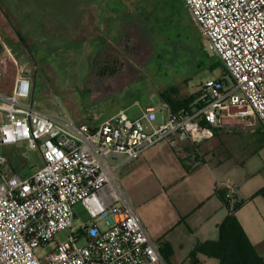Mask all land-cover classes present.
Instances as JSON below:
<instances>
[{
  "label": "built area",
  "instance_id": "2783aa9c",
  "mask_svg": "<svg viewBox=\"0 0 264 264\" xmlns=\"http://www.w3.org/2000/svg\"><path fill=\"white\" fill-rule=\"evenodd\" d=\"M182 1L230 80L206 81L199 106L159 123L154 108L137 118L121 111L92 128L35 108L23 71L9 93L0 92V264H169L140 221L121 168L162 142L196 147L255 120L264 132V0ZM19 144L42 159L28 175L10 169L4 153ZM224 188L233 209L236 187ZM79 204L89 221L74 226ZM66 229L71 236L58 241Z\"/></svg>",
  "mask_w": 264,
  "mask_h": 264
},
{
  "label": "rangeland",
  "instance_id": "374dc122",
  "mask_svg": "<svg viewBox=\"0 0 264 264\" xmlns=\"http://www.w3.org/2000/svg\"><path fill=\"white\" fill-rule=\"evenodd\" d=\"M112 9L125 10L128 23L96 55H89L93 39L84 31L90 20L88 15L92 14L93 31L100 36L108 31L101 15L106 17ZM1 19L26 44L23 41L12 44L4 38L8 45L18 47L15 50L2 48L0 42V92L7 93L23 71L32 79L31 99L35 108L71 123L99 124L129 104L139 101L147 105L152 93L156 95L153 103L159 105L157 95L169 87L184 85L196 90L208 80L219 81L227 76L219 59L209 53L182 0H0ZM1 25L0 36H3ZM141 48H147L148 57L154 58L147 66L139 65L141 79L116 91L112 90L115 81L110 80L111 94L101 95L100 81L109 78L101 72L118 68L127 72L128 57ZM236 134L239 133H229L231 143L226 142L227 147L219 149L220 159L226 166L230 165V169L225 167L220 171L219 177L223 184L230 182L243 190H257L253 201L264 206V138L250 129L245 135ZM4 153L9 168L23 175L42 164L40 154L24 144L7 148ZM187 193L185 190L179 194L186 208L192 205ZM166 195V191L148 186L136 196V201L131 198L135 210L155 230L156 234H151L153 240L157 245L161 239L168 240L174 254L172 264H218L215 258L200 251L203 238L198 232H190L183 225L176 227L181 219L187 224V218H177L178 202ZM75 212L78 222L74 226L89 221L82 205H77ZM260 224V249L264 250V216ZM70 236L71 231L66 229L56 239L64 242ZM83 244L85 241L79 243ZM53 248L54 245L47 246L39 253L47 254Z\"/></svg>",
  "mask_w": 264,
  "mask_h": 264
},
{
  "label": "crops",
  "instance_id": "0c3cea01",
  "mask_svg": "<svg viewBox=\"0 0 264 264\" xmlns=\"http://www.w3.org/2000/svg\"><path fill=\"white\" fill-rule=\"evenodd\" d=\"M109 12L110 14L106 13V17L105 14L101 15V20L103 23L108 24V31H103L100 36L96 34L97 31H93L92 14L88 15L90 20L86 22L87 26H84V31L86 33L88 31V33L92 35L91 37L93 39L91 41L92 53H89V55H96L97 51L104 45L108 44V40L115 37L119 30L125 28L128 23V21L125 20L127 14L125 10L112 9ZM77 16L80 17L81 15ZM0 23L2 24L1 26H3L2 31L4 36H0V42L3 43L1 44L2 48L5 46V48H14L16 50L18 47L15 48L14 45H8L7 42L16 44L21 43L22 40L18 35L16 36L14 34L12 28L9 27V25L5 26V20L1 19ZM82 24L85 25L84 21H82ZM4 38L7 42H4ZM148 56L147 48L137 49L135 50V53L130 55L127 59V72L126 70L125 72L124 70L123 72H120L119 68L103 70L101 72L102 75H107L109 78L106 82L101 79L100 85H102V87L99 91L100 94L104 96L105 94L108 96L111 94V86L108 84L110 80L115 81V88L112 89H115V91L119 89L122 90V88H124L126 85L140 80L142 72L139 68V65L147 66L154 59L153 57L149 58ZM224 76L221 80H224ZM105 83H107L106 91L104 86ZM204 83L197 87L196 90H191L184 85L169 87L157 95L160 100L159 105L153 103L156 95L155 93H152L147 105H142L139 101H137L127 105L126 108L121 111L126 112L131 118H137L146 109L154 108L157 111L158 120L161 122L162 120L167 119L170 112H178L183 109H192L193 107L199 106L197 104L195 105V102L199 97L201 87ZM228 83H230V81L227 78V84ZM11 90L12 88L7 93H9ZM165 96L168 97L171 102H189H187L185 106L177 108V110L174 111L171 107V104L166 100ZM165 103L169 105V109H165L163 107ZM102 123L93 125L89 123L81 124H87L92 128H96ZM238 128L239 129L235 131L239 134L236 135H245L244 132L250 129L255 131L256 135H260L264 138V132L262 131L261 124L258 120L254 121V125L252 127L240 125ZM229 133L232 132L225 131L196 147L190 142H183L178 146L177 149H175L168 142H162L145 153L140 159L122 167L121 178L127 193L130 194V198L136 201V196L140 194L143 188L148 186L164 190L167 194L166 197L173 199L176 204L178 202L177 218H187V224L181 219L182 222H179L176 227L183 225L187 227L190 232H198L203 238V243L210 240H217L219 237L218 226L228 215L226 205L223 203L218 194L219 190L225 189V184L221 182L219 176L221 175L220 171H224L223 169L225 167L230 169V165L226 166L224 161L220 159L219 149L221 147H227V143L230 142V139H228ZM32 172H28L24 175H28ZM179 186H181V188H178L177 190V187ZM235 187L236 197L239 201L245 202L242 208L237 211L236 216L253 246L262 256H264V250L260 249L259 241L261 234L260 229L262 227L260 224V219L262 216H264V206L256 205L253 201V198H255L254 196L258 193V191L243 190L236 185ZM185 190L188 192V200L192 203V205L188 208L185 207V203L181 202L183 199L179 196V194H184ZM138 212L139 211H136V213ZM137 215L146 228L148 234L153 239L151 234L154 235L156 232L152 225L146 219V217L142 216L140 213ZM161 240L162 241L158 244L161 249V253L164 257L167 256V262L172 264V259L174 256L173 249H171V253V250L168 247L171 245L170 243H167L168 240Z\"/></svg>",
  "mask_w": 264,
  "mask_h": 264
},
{
  "label": "trees",
  "instance_id": "16d2710c",
  "mask_svg": "<svg viewBox=\"0 0 264 264\" xmlns=\"http://www.w3.org/2000/svg\"><path fill=\"white\" fill-rule=\"evenodd\" d=\"M18 35L23 41V37L20 34ZM23 42L26 44L25 41ZM219 62L222 64L220 60ZM224 82L227 83V76H224ZM165 98L171 104L174 111H176L177 108L185 106L186 103L189 102H171L168 97L165 96ZM218 194L226 205L228 215L218 226V239L199 244L200 251L215 258L218 264H264V256L253 246L236 216L237 211L242 208L245 202L239 201L236 197L234 208L231 209L229 203L225 199V191L219 190ZM168 247L171 250V247ZM165 259L168 260V257L165 256ZM197 262H199V260H197Z\"/></svg>",
  "mask_w": 264,
  "mask_h": 264
}]
</instances>
